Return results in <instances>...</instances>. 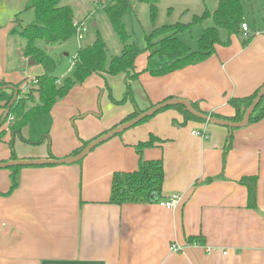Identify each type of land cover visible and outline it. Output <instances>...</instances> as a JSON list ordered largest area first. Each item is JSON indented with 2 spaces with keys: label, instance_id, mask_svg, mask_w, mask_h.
Listing matches in <instances>:
<instances>
[{
  "label": "crops",
  "instance_id": "1",
  "mask_svg": "<svg viewBox=\"0 0 264 264\" xmlns=\"http://www.w3.org/2000/svg\"><path fill=\"white\" fill-rule=\"evenodd\" d=\"M26 2L0 0V84L19 85L22 91L23 83L31 87L44 73L40 65H29L21 56L24 42L14 51L10 47V39L16 36L10 31L23 27L20 16L29 11ZM216 5L214 0L212 6ZM244 14L253 18L254 27ZM243 22L248 31L221 37L228 44L216 46L204 61L160 77L141 73L130 83L135 107L145 112L180 99L196 104L205 116L234 117L229 101L249 97L264 86V0L243 4ZM147 57L143 53L136 59L135 72L145 69ZM99 85L104 90L101 102L108 97L110 117L102 121L99 131L81 136L82 143L119 127L134 111L130 102H111V97L123 98L125 75H92L52 108L51 137L59 139L61 126L69 132L73 119L103 118L104 111L98 113ZM114 85L119 87L116 92ZM83 97L89 103L77 100ZM4 112L0 104V120ZM156 115L97 146L79 163L20 168L17 186L10 193L11 172L0 169V264H264V120L229 129L188 120L177 109ZM38 119L23 129L25 142L13 139L17 161L63 159L81 147L77 143L67 151H45L47 137L42 148L33 147L29 144L32 125ZM5 125L0 127L4 131L0 163L13 161L12 136ZM150 135L162 143L144 149L142 158L162 161L160 199L178 194L180 205L167 210L156 203L111 204L113 175L138 168L135 146ZM243 177L256 179L254 208H249L247 189L240 183ZM196 237L202 238L203 245L188 243ZM174 244L181 252L170 251Z\"/></svg>",
  "mask_w": 264,
  "mask_h": 264
},
{
  "label": "trees",
  "instance_id": "2",
  "mask_svg": "<svg viewBox=\"0 0 264 264\" xmlns=\"http://www.w3.org/2000/svg\"><path fill=\"white\" fill-rule=\"evenodd\" d=\"M92 1L109 19L112 30L122 46L121 53L119 56L109 57L105 42L98 31L95 30L96 36L93 43L77 52L72 77L59 81L54 75L57 68L56 61L37 45L38 42H43L48 46H56L73 38L76 32L74 10L71 6L65 4V0H27L25 10L33 11L35 22L26 27L18 25L10 33L17 35L24 42L21 56L33 61L35 65H40L44 73L37 77L34 80V86L24 91V93H22L19 85L0 84V104H2L4 110L9 107L6 118L0 120V127L5 125L8 118L12 117V121L8 122V132L12 136L10 145H12L15 138L25 142L22 137L23 129L29 126L35 118L49 113L55 104L65 98L74 86L83 84L92 75L102 77L125 75L123 98L116 101L111 97V102L115 105L130 102L135 108L132 113L121 121L119 126L133 120L143 112L135 107L130 85L132 81H135L141 73H148L153 77L165 76L209 58L215 53L216 46L228 44V39L221 40L220 31H225L228 36L242 34L241 25L244 23L243 4L252 3V0H217V5L213 11L205 9L201 15L193 16L188 24L176 23L158 28L154 27L149 34L144 35V46L141 47L132 39V35L128 33L124 24V18L132 12L130 0ZM141 1L149 6L150 20L154 25L157 15L156 0ZM207 21H211L212 25L204 26ZM195 26H202L203 28L197 41V48L193 50L179 39V35L185 32L190 33ZM246 44L247 41H244L243 45ZM143 53H147L148 56L146 67L142 72H135V61ZM10 87L17 91V99L12 105L10 103L14 97V91ZM259 91L260 89L249 97L233 98L229 101V104L235 110L234 117L230 119L216 115L213 117L230 122H240ZM263 103L264 98L251 114L248 124L264 120ZM191 105L195 111L199 112L196 104L192 103ZM168 109L180 110L188 120L204 122L188 113L183 106L178 105L162 109L156 114ZM151 117L142 120L137 125L142 124ZM116 127H113V129ZM3 136L4 131L0 132V140ZM91 141L82 143L81 147L73 151L71 156L78 155ZM156 143L162 142L153 135H150L147 141L138 143L135 146L136 154L139 157L138 168L132 172L115 173L113 175L109 200L111 204L119 206L124 204H153L160 200L163 184L162 161L160 159L146 161L142 158L143 150L154 147ZM229 149L230 143L224 149V156ZM11 159L16 160L12 148ZM50 159L53 158L50 157ZM49 166L51 165L40 167ZM20 168L22 166L6 168L11 172L9 193L17 186L16 178ZM240 183L247 189L249 208H254L255 177H243ZM188 243L203 245V240L200 237L190 238Z\"/></svg>",
  "mask_w": 264,
  "mask_h": 264
},
{
  "label": "rangeland",
  "instance_id": "3",
  "mask_svg": "<svg viewBox=\"0 0 264 264\" xmlns=\"http://www.w3.org/2000/svg\"><path fill=\"white\" fill-rule=\"evenodd\" d=\"M213 1L214 0H156L157 15L156 21L154 25H152L150 20L149 6L141 0H130L132 12L124 18V24L128 33L132 35V39L135 40L139 44V46L143 47L144 35L149 34L154 27L158 28L164 25L167 26L176 23L188 24L191 22L194 15H201L205 9L213 11L215 8L214 6H212ZM257 1L259 2V0ZM65 4L73 8L75 20L76 18L78 19L82 17H84L83 19H87L85 22L86 29L85 32L82 33L81 40H79L77 37H73L69 41L61 45L48 46L43 42H38L37 45L56 61L57 68L54 75L57 79H61L59 81H63V79L67 77H72L74 71L72 60L74 57H76L78 50L93 43L96 36L95 30L98 31L99 35L105 42L107 47V54L109 57L119 56L122 48L120 42L118 41L112 30L111 24L106 14L99 10L96 5H94L92 0H65ZM261 9V5L258 3V11ZM244 19L250 27H254L253 18H249L246 14H244ZM20 22L22 23L23 27L32 25L35 22L33 11L29 10L22 13V15L20 16ZM93 23L97 25L95 28L93 27ZM211 25V21H207L204 26ZM202 28V26H195L192 28L190 33L185 32L180 34L179 39L193 50H196V42L201 36ZM224 35H226V32L220 31V36L224 37ZM10 43V47H13L12 50L14 51L16 48H18V45L20 43L23 44V41L16 35L10 39ZM14 44H16V47H14ZM22 86H24V83L22 84ZM33 86L34 85H31V87ZM99 86L100 87L97 88H101V90L99 91L97 98H99L100 94L104 91L102 89L103 85L102 87L101 85ZM31 87H29L28 89H30ZM113 88V92H116V88L117 90L119 89V87L115 85ZM24 91H22V93H24ZM107 98V96H104V100L102 102L101 98H99L100 101L98 113H102L104 111L105 115L103 116V118L91 119L85 122L71 120L72 125L70 122L69 132L68 130L64 131L61 126L60 130L63 134L59 135L58 140L51 137L50 135V131H52V125L50 129L49 126L52 121L51 119H48V117L50 116L51 111L41 116V119L36 120L32 125V133L30 137L31 142L28 141L29 144L33 147L42 148L43 140L45 137H47L50 138V141H48V143H45L44 149L45 151L48 150L49 152H53V150L58 151L59 148H61L62 151H67L77 143H82L81 136H83L84 134L92 135L93 133L99 131L102 125V121L104 123L106 122V119L110 117L111 111H106L108 110V108H110L109 104H107ZM77 100L82 101V104L89 103L88 97L79 98ZM165 111L167 110H164L163 112ZM155 116L151 117L140 125L148 123L149 121L154 119ZM10 121H12V119L8 118L7 122L5 123L6 128H8V122ZM81 128L85 130H82ZM121 136L122 135L117 137ZM52 138L53 142L51 141ZM48 145L50 146L48 147ZM9 148H12L14 153L17 152L16 146L9 145Z\"/></svg>",
  "mask_w": 264,
  "mask_h": 264
},
{
  "label": "water",
  "instance_id": "4",
  "mask_svg": "<svg viewBox=\"0 0 264 264\" xmlns=\"http://www.w3.org/2000/svg\"><path fill=\"white\" fill-rule=\"evenodd\" d=\"M33 61H29V65H33ZM14 91V97L10 103V105L13 104V102L17 99V91L10 87ZM264 98V86L260 89L259 93L257 94L256 98L253 100L250 107L245 111L244 116L240 122H230L222 119L212 118L205 116L204 114L195 111L188 101L180 100V99H171L168 101H165L163 103H160L153 108L139 114L136 118L133 120L120 125L119 127H116L115 129L109 131L108 133L96 138L95 140L91 141L78 155L66 157L63 159H48V160H20V161H9L6 163H0V169H6L10 167L15 166H33V167H40L44 165H51V166H58V165H69V164H75L80 161H82L92 150H94L97 146L103 144L104 142H107L108 140L112 139L113 137L122 134L123 132L133 128L138 123H140L142 120L151 117L155 115L157 112L161 111L162 109H165L167 107L171 106H183L188 113H190L192 116H194L197 119H200L204 122L210 123L212 125H219L224 126L229 129H239L245 127L248 122L251 114L255 110V108L260 104L261 100ZM9 108V107H8ZM8 108L5 110L2 120L6 118L8 113Z\"/></svg>",
  "mask_w": 264,
  "mask_h": 264
},
{
  "label": "built area",
  "instance_id": "5",
  "mask_svg": "<svg viewBox=\"0 0 264 264\" xmlns=\"http://www.w3.org/2000/svg\"><path fill=\"white\" fill-rule=\"evenodd\" d=\"M88 18V17H87ZM86 18L83 19L82 21H74V26L76 27V32L74 37H77L79 40H81L82 38V33L85 32L86 26H85V22H86ZM241 30L242 32H247L248 31V27L245 23H243L241 25ZM76 57L73 58L72 60V65L74 66ZM32 84H35V81H32ZM28 84L24 85V87L22 89L27 90ZM10 119H12V117H10ZM192 135H197L196 132H192ZM181 203V197L178 194L172 195L170 198L168 199H160L156 204L163 209H167V210H172L177 208ZM170 251L171 252H181V249L177 246V245H171L170 246ZM211 253V249L207 251V254ZM223 255H226V253L224 252Z\"/></svg>",
  "mask_w": 264,
  "mask_h": 264
}]
</instances>
